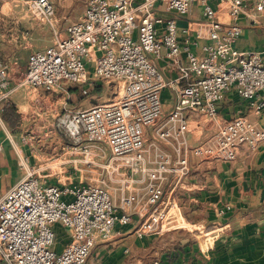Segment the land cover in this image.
<instances>
[{
  "label": "built area",
  "instance_id": "obj_1",
  "mask_svg": "<svg viewBox=\"0 0 264 264\" xmlns=\"http://www.w3.org/2000/svg\"><path fill=\"white\" fill-rule=\"evenodd\" d=\"M52 1L29 0L18 15L26 29L48 24L55 39L28 54L24 75L14 84L0 57V108L23 86L62 92L68 84H76L86 96L98 79L118 82L114 100L84 108L64 103L55 116L57 128L72 142L70 154H80L79 172L97 165L107 177L99 185L67 179L47 183L40 166L19 155L21 176L0 196L3 264H84L99 239L109 238L116 224H129L134 216L139 219L134 229L137 237L161 233L176 205L163 198V183L169 175L176 182L187 175L191 155L232 161L241 147L255 151L264 140V127L244 115L218 119V103L231 89L248 100L255 113L264 107V61L258 53L235 47L241 32L236 19L264 12V0H88L84 14L66 27L65 37L57 35ZM157 3L179 15H187L197 3L206 25L197 28L194 40L183 42L174 18L155 15ZM200 40L205 41L199 44ZM181 52L186 61L177 65L175 80L184 84L160 123V96L169 82L149 55L176 62ZM194 115L213 121L215 127L202 142L191 145L186 136ZM150 126H157L155 135L172 152L154 143L146 145L145 128ZM6 137L14 142L11 133ZM22 141L27 143L26 138ZM100 144L110 160L96 164L91 148L101 150ZM114 175H118V205L110 195ZM56 222L70 232L60 251L52 248ZM153 264L165 263L155 260Z\"/></svg>",
  "mask_w": 264,
  "mask_h": 264
},
{
  "label": "crops",
  "instance_id": "obj_2",
  "mask_svg": "<svg viewBox=\"0 0 264 264\" xmlns=\"http://www.w3.org/2000/svg\"><path fill=\"white\" fill-rule=\"evenodd\" d=\"M28 1H0V57L11 71V84L22 79L28 54L50 46L55 39L53 30L45 31L41 29V24L26 29L19 22L18 15L23 12ZM71 1L73 0H53L52 3L53 6L66 8ZM155 15L174 18L179 28V38L183 42L185 39L194 40L197 28L206 25L197 3L192 5L187 15L168 11L157 3ZM53 19L56 24L57 17ZM221 19L226 21L225 17ZM71 22L58 32L56 30L59 37L66 36V27ZM8 23L15 24L11 33V29L7 28ZM236 23L241 32L235 47L243 52L258 53L264 61V12L251 16L241 15ZM8 36L11 38L7 39ZM39 37H44L45 42L37 41ZM204 41L200 40L199 44ZM24 48L28 50L22 58L20 50ZM191 48L199 50L197 46ZM149 58L165 81L169 82L160 96L161 123L174 107L177 89L184 84L183 80L177 82L175 79L178 76L177 65L184 63L186 59L184 52L178 55L176 62L152 55ZM79 88L81 87L76 84H68L65 91L49 92L43 87H19L0 108V142L3 145L0 151V196L21 176L19 155L29 157L31 163L33 159H44L36 150L16 139V134L11 133L15 137L14 142H11L6 133L14 132L33 121L36 125H50L55 119L57 108L61 109L64 103L72 108H84L100 102L101 86H89L86 96L81 93L76 98L75 93L76 90L80 91ZM8 106H12L15 112L11 123L3 117L4 109ZM237 115H244L257 126L264 127V107L255 113L248 100L231 89L218 103V119L227 121ZM156 127L145 128L146 145L154 143L172 152L171 147L155 135ZM214 127L213 121L194 115L188 123L186 137L189 144L202 142ZM60 147L64 151L59 159L68 157L61 162L68 163L69 166L63 169V173H66L63 180L46 174L47 183H60L67 179L65 182L99 185L100 179L107 177L104 171L79 172L78 169L83 167L79 161L80 154H70V147L67 145L62 144ZM149 148L152 152L153 147ZM75 160L78 162L73 165ZM189 162L190 170L187 175L178 182L175 176L169 175L163 183V198L176 205L171 208L170 220L161 233L137 237L134 229L139 219L134 216L129 224H116L109 238L99 239L84 264H153L155 260H161L165 264H264V140L259 142L255 151L241 147L236 159L232 161L203 160L191 155ZM117 179L118 175H114L110 183V195L118 205L120 191L117 189ZM52 228L56 234L52 248L60 251L69 241L70 232L58 222Z\"/></svg>",
  "mask_w": 264,
  "mask_h": 264
},
{
  "label": "rangeland",
  "instance_id": "obj_3",
  "mask_svg": "<svg viewBox=\"0 0 264 264\" xmlns=\"http://www.w3.org/2000/svg\"><path fill=\"white\" fill-rule=\"evenodd\" d=\"M86 5V0H73L71 1L70 6L66 8L60 5H54L53 17H57V22L55 24L57 32L63 29V27H65L69 22L75 21L82 14ZM7 25V28L11 29L9 33L13 32V27L15 26V24L8 23ZM41 25H43L41 29H44L45 31L50 32L52 30L48 24L42 23ZM8 38L10 39L11 37L8 36L7 39ZM43 38L44 37H39L37 41L45 42V39ZM26 50L28 49L24 48L20 50L22 58L25 56L24 52H27ZM95 84L101 86L102 88V94L99 99L100 102L114 100L119 93L118 90L120 84H118V82L116 81H105L98 79L96 80ZM79 89L80 91L76 90V98H78L82 93L81 88ZM47 91L50 92V90ZM59 112L60 108H57V114ZM10 133L16 134V139H18L19 141H22L23 138H26L27 143H24L27 145L26 147L33 148L42 157H44V159H33V164H35L36 166H40V168L42 169V174H51V178H62V180L64 179V175L66 173H63V169H67L69 165L68 163L61 162L64 159H68V157L59 159L61 152L64 151L60 146L62 144L70 146L72 142L62 133V131L57 128L55 119L50 125L43 126L42 124L36 125L33 121L32 123H28V125L26 126L20 127V129H16V131L14 132L10 131ZM12 136L13 138H15L14 135ZM100 146L101 150H98L96 147H92L91 149L92 160L96 164L101 160V163H106L110 160L108 150L106 149L104 144H100ZM115 163L116 161L113 160L112 164ZM84 172H102V170L97 165H93L91 169Z\"/></svg>",
  "mask_w": 264,
  "mask_h": 264
},
{
  "label": "trees",
  "instance_id": "obj_4",
  "mask_svg": "<svg viewBox=\"0 0 264 264\" xmlns=\"http://www.w3.org/2000/svg\"><path fill=\"white\" fill-rule=\"evenodd\" d=\"M13 116H15L14 108L12 106L6 107L3 112V117L5 118V120H9V122L11 123Z\"/></svg>",
  "mask_w": 264,
  "mask_h": 264
}]
</instances>
